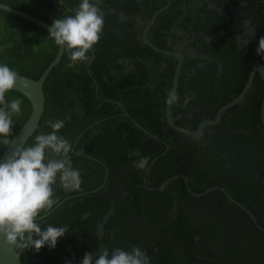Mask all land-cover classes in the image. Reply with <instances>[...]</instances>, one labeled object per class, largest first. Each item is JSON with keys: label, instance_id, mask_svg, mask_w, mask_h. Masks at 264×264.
Instances as JSON below:
<instances>
[{"label": "flooded vegetation", "instance_id": "obj_1", "mask_svg": "<svg viewBox=\"0 0 264 264\" xmlns=\"http://www.w3.org/2000/svg\"><path fill=\"white\" fill-rule=\"evenodd\" d=\"M68 1L75 5L80 2V0ZM59 3H64L67 11L75 12L64 0H59ZM98 7L100 15L104 18L101 37H109L110 45L106 46L102 43L104 49L96 70L101 71L107 68L112 61L118 62L117 66L126 76L133 69H137L135 71L140 77L126 78L125 88H131L126 96L117 100L102 98L115 102L121 110L110 117L124 116L123 109L118 105L120 102L127 111L122 98L126 103H130L128 105L135 106L136 102L141 100L139 89L144 92L148 87L149 90L154 91L156 96L150 117L152 120L159 119L158 113L163 110L161 115L164 117L165 125L163 123L162 134L170 136L172 142H176L181 149H184L185 157L181 161L185 165L182 167H188V162L193 158L192 163L196 165H193L192 182L196 185L193 188L190 187L191 181L182 169L174 175L183 176L177 179L184 183L186 192L160 188L168 178L158 184V177L152 178L157 174H148L147 177V172L150 171V167L147 166L142 187L138 183L139 189H134L129 176L136 167L135 161L127 164L120 158L119 153L116 154L118 141L117 137L112 135L102 144V146L106 145L109 140L112 142L111 156H109L110 170L102 160L89 155L104 166V180L108 178L107 172H109L108 188L104 193H93L101 191L106 184V181L104 184L102 182L99 187L85 191V194L92 195L75 200L64 212L57 211L47 221L41 222L42 226L48 224L67 226L69 232L58 241L56 248L48 253H44V247L41 254L37 256L34 255L36 251L25 249V258L28 264H40L46 260L47 256L52 255L54 259H50L49 264H80L84 256L83 252H90L95 256L104 248L110 251L115 248L131 250L135 246L147 253L151 258V264H186L188 256L183 253L181 246H175V241L170 234L173 226L170 222L171 214L180 202L183 209L189 213L184 218L194 223V226L200 225L206 217L207 208L201 203L206 202L209 205L210 199L203 202L190 196L200 197L202 195L199 194L209 188L198 190L203 187L201 185L205 183V178L228 176L227 180H231L229 184L232 187H238L232 193H251L252 197L254 193H263L262 199L252 198L253 204L255 203L254 210L249 208L250 205L243 199L236 200L252 212L259 224L261 222L257 214L264 217V189H256L257 184L260 187L264 186V142L259 135L261 130L264 131L261 114L264 97V57L256 54L258 41L264 36V0H101ZM92 51L95 58L94 49ZM120 52L133 54V56L124 57L119 55ZM91 54L89 51V59ZM146 55L149 57L145 59L141 57ZM154 65L159 67L162 78L157 79L153 76ZM253 68L255 72L251 86L241 101L222 112L219 121L206 126L200 137L186 135L169 126L166 100L174 85L175 94L179 97L178 102L171 104V116L174 118V123L194 131L203 119H215L219 108L239 95ZM116 69L118 68H112L109 74H113ZM243 76H245L243 87L233 95L242 83L240 80ZM95 86L97 92V82ZM262 90L263 93L260 95L259 92ZM224 94L229 101L217 106L218 102L224 99ZM256 97L260 98L258 112L255 111ZM159 100L161 104H157ZM185 100L188 102L185 103ZM209 102L212 104L208 105ZM137 106H142V103ZM198 116L202 117L197 119ZM104 120L106 119L96 120L92 124L101 123ZM120 123L123 124L124 120H120L118 124ZM258 123L261 128L257 129ZM104 128H108L110 134L115 129L108 124L99 126L101 131ZM144 128L150 132L149 128ZM122 132L123 130H119L117 133ZM151 134L155 135L153 132ZM155 136L158 139L150 138L164 146V150L157 156L160 157L164 155L162 153L168 151L170 145L166 143L168 145L166 149L165 144L162 143L165 140L159 135ZM72 146L74 149V143ZM104 159L107 162V159ZM207 171L210 172L207 173ZM185 177L188 186L185 183ZM257 178L260 183L257 182ZM196 182L201 185H197ZM214 186L223 187L231 195L230 190L225 186ZM184 193H189L190 196ZM208 193L223 192L211 190L204 194ZM82 194L84 193H74L69 197H78ZM173 196H176V199ZM181 199H183L182 202ZM62 202L59 200L42 217L45 218ZM223 209L225 208H217L219 211L212 216V220L220 223V229L227 226L228 233L224 235L221 232L218 236L220 244L223 241L224 244L226 242L234 244L236 241L245 243L244 236H234L232 231L244 210L242 209L241 212L237 208H228L226 216H222L220 211ZM244 213L247 214L245 211ZM247 216L252 221L248 214ZM260 226L264 228V222ZM256 237L257 234L251 231L248 239L253 240L255 244ZM197 238L198 236L195 237ZM156 239H161L164 246L174 249L167 253L165 262H161V257L152 255V251H158ZM63 261L65 263H62Z\"/></svg>", "mask_w": 264, "mask_h": 264}, {"label": "trees", "instance_id": "obj_2", "mask_svg": "<svg viewBox=\"0 0 264 264\" xmlns=\"http://www.w3.org/2000/svg\"><path fill=\"white\" fill-rule=\"evenodd\" d=\"M64 1L69 3L68 0ZM0 2L7 3L13 7L29 12L50 24L56 18L59 19L74 14V12L67 11L64 3L60 4L59 0H0ZM69 4L72 6L74 11L78 7V5H75L74 3ZM108 39L109 37H101L97 44L93 47L95 51V58L89 66L91 75L86 69V62L80 63L74 67H68V64L70 63L69 50L64 48L60 62L53 67L44 82V111L37 129L28 139L25 147L31 146L37 135L47 134L51 131L47 123L50 120L55 121L60 119L64 121V127L60 130L59 134L68 139L72 145L79 137L80 133L84 132L74 146L75 152L71 151L69 154L73 167L79 169L81 172L82 183L80 190L65 191L57 182V184L54 185V199L56 200V203L59 202V200H62L63 202L49 215L42 218L40 222L47 221L48 218L54 215L57 211L61 210L59 213L64 212L66 208L72 205L75 200L85 199L86 197L92 195L87 193L85 194V191L97 188L102 184L104 180V166L98 161L85 155H90L94 158L102 160L103 164L108 168V170H110L109 156H111L110 148L112 147V142L109 140L106 145L102 146V144H104L107 139H110L109 137L112 135L117 137L118 141L116 154L119 153L120 158L127 164L130 161H137L140 157L148 158L147 166L150 167V171L147 172V177L148 174H157L156 176H152V178L156 179L158 177V184L163 182L164 179L169 178L171 175L180 172L181 167L185 165V163L181 161L185 157L184 149H181V146H179L176 142H172L170 136L162 134L163 123L165 125L164 117L161 115L163 110L158 113L160 114L158 115L160 117L159 119L152 120V117H150L152 113V104L154 102L153 100L156 95L154 94V91L149 90L148 87L144 92L142 89H139L141 92V100L136 102L135 106L128 105L130 103H126L123 98L121 100L125 103V107L129 114L135 118L137 122L141 123L144 127L149 128L151 133L153 132L155 135H159L160 138L164 139L166 143L170 145L168 151H166L164 155L160 156L153 164H151L152 160L164 150V146L160 142L155 141L141 133L138 128L133 125L129 118L124 116L122 118L110 117V115L119 113L121 110L117 107L115 102L103 100L102 98L117 100L120 99V97L126 96V94L131 91V88H125L127 86L125 84L126 78L129 76H132L133 79L140 77L135 71L137 69H133V71H130L128 76H126L122 69L117 66L118 62L113 63L112 61L111 65L107 68L101 71L96 70L101 60V52L104 49L102 43L109 46L110 42ZM106 49L109 48L106 47ZM56 52L57 45L49 38L47 30L33 24L30 21L0 9V63L7 64L10 69L15 70L17 73L36 79L54 58ZM119 55H123L124 57L133 56V54H124L122 52H120ZM146 56L141 57L143 59L149 57L148 55ZM112 68L118 69H116L113 74H109ZM152 72L153 76L157 77V79L162 78V74H160L159 67L157 65H154ZM92 78H94L97 82V92ZM244 81L245 76H243V79L240 80V83H242L239 84L238 89L233 92V95H235L237 91L243 87ZM262 93L263 90L259 92L260 95ZM6 99H20L22 101L21 113L13 117L14 127L12 128L10 134V138H12L19 127L28 118L30 106L28 101L16 91L10 90L6 93ZM227 101H229V98H226L224 94V99L219 101L217 106ZM140 103H142V106H137ZM254 103L256 104L255 111L258 112L260 98L256 97L254 99ZM157 104H161V101L159 100ZM211 104L212 103L210 102L208 103V105ZM162 106L163 103L161 105V109L163 108ZM200 117L202 116H198L197 119H200ZM102 119L106 120L101 121V123L92 124L94 121ZM120 120H124V123L118 124ZM102 124H108L112 128H115L114 132L110 134V130L108 128H104L101 131L99 126ZM256 128H261V125L258 123ZM119 130H123V132L118 134L117 132ZM169 130L171 129L169 128ZM261 131L262 132H260L259 135L262 136V140L264 142V131ZM4 147L5 146L0 145V154ZM104 158L107 159V162ZM192 159L188 162L189 166L187 167L190 172L187 176L189 181H191V188L196 185L192 182L194 173L193 165H196L192 163ZM146 169L147 167L143 170L135 167L133 173L129 176V180H132V187L134 189H139L137 186L139 184L142 187V179ZM209 172L210 171H207V173ZM107 173L108 178L106 179L104 187L101 191L93 193H104V191L108 188L110 183V174L109 172ZM226 177L228 176H223L222 178L209 176L205 178V183L202 185L199 182H196L197 185L203 186L200 189L198 188V190L209 186L223 185L230 190L231 195L235 199H243L244 202L250 205L249 208L251 207V209L254 210L255 203L253 204L252 198L258 197L262 199L263 193H254V197H252L251 193H232L235 191L237 186L232 187L229 184L231 180H227ZM257 182H259L258 178ZM166 185L165 189L168 191L184 190L186 192V187L180 179L171 180ZM256 189H264V186L261 185L260 187L257 184ZM74 193L84 194L81 196L79 195L78 197H69ZM171 194L174 195L175 193ZM184 194L190 196L189 193ZM66 197L69 198L66 199ZM173 197L176 199V196ZM190 197L196 200H202L203 202L204 200L210 199V202L209 205L206 202L201 203L202 205L207 206L205 211V219L207 220L204 219L198 226H194V223H190L184 218V216L189 213L183 209L182 203L180 202L177 203L176 210L171 214L170 222L173 226L170 234L175 241V246H181L183 253H186L188 256V263L186 264H264V231L258 229L242 209L230 202L222 195V193H208L200 197L191 195ZM182 201L183 199H181V202ZM191 205L194 204L191 203ZM219 207L225 208L220 211L222 216H226L228 208H237L241 212L243 211L242 217L236 221L232 231L234 232V236H244L245 243L236 241L234 244H228L227 242L224 244L223 241L222 244H220L218 236L221 232L225 235L228 233V230L227 226L220 229V223L212 220V216L219 211L217 210ZM43 214L45 213H42V216ZM257 217L261 223L264 222V217H261L259 214H257ZM251 231L257 234V237L255 238L257 243L255 244H253V240L248 239ZM196 236H198L197 239H195ZM156 240L158 251H152V255L161 257V262H165L164 260L167 253L174 249H171L170 246L167 245L164 246L161 239ZM172 245L174 244L172 243ZM44 248V253L52 251L46 246ZM219 248H221L222 251ZM41 250L39 252H34V255H40ZM83 254H85V252H83ZM52 258L54 259L52 255H49L46 257V260L44 262H40V264H49L48 262ZM62 263H65V261ZM21 264H28L27 259L25 258V249H21Z\"/></svg>", "mask_w": 264, "mask_h": 264}, {"label": "clouds", "instance_id": "obj_3", "mask_svg": "<svg viewBox=\"0 0 264 264\" xmlns=\"http://www.w3.org/2000/svg\"><path fill=\"white\" fill-rule=\"evenodd\" d=\"M100 2L80 0L74 14L54 19L48 29L49 38L69 50L68 67L87 62L89 51L102 36L104 18L99 14ZM256 54L264 57V36L258 41ZM17 80V72L0 63V145L3 146L14 143L10 138L13 117L22 111L20 99H6V93L14 89ZM178 100L175 93H170L166 103ZM47 123L51 131L37 135L31 146H17L6 160L0 161V240L13 253L19 249L39 252L45 246L55 249L69 230L67 226H42V213L56 204L57 182L65 191H79L81 187V172L69 158L73 146L59 134L64 121ZM147 165V157L135 161L138 169L143 170ZM80 264H151V258L135 246L131 250L104 248L95 256L86 252Z\"/></svg>", "mask_w": 264, "mask_h": 264}, {"label": "water", "instance_id": "obj_4", "mask_svg": "<svg viewBox=\"0 0 264 264\" xmlns=\"http://www.w3.org/2000/svg\"><path fill=\"white\" fill-rule=\"evenodd\" d=\"M0 9L4 10L10 14H13L15 16H18L20 18H23L27 21H30L33 24L38 25L47 31L51 25L47 21L40 19V17H37V16H35L29 12H26L24 10H21L19 8L13 7L7 3L0 2ZM99 14H100V11H99ZM63 52H64V47L57 46V52H56L54 58L50 61V63L45 67V69L41 72L39 77L36 79L29 77V76H26V75H23V74H20V73H17L18 74V80H17L16 86L14 87V89H12V91H16V92L20 93V95H22L28 101L29 106H30V113H29V116L26 119V121L19 127L17 132L11 138L14 141V143L10 146L4 147L3 151L0 154V161L6 160L8 158V156L11 154V152L17 146L25 147L28 139L32 136L34 131L37 129V126H38L39 122L41 121L40 119H41V116H42L43 111H44V103H45V94H44V90H43L44 82H45L47 76L49 75V73L51 72V70L53 69V67H55L60 62V59L63 55ZM90 52L92 54L90 56V59L86 63L87 71L89 70V66L94 59V54H93L92 49L90 50ZM167 53L173 55V53H170V52H167ZM178 69H179V66L177 68V71H178ZM254 70L255 69L253 68L244 88L239 93V95L237 97L233 98L231 101H229L225 105H223L222 107H220L219 110L217 111V115H216L215 119H203L200 122L198 128L194 131L187 129V128H182L181 126H178L174 123V118L171 116V104L167 103L166 115H167V120H168L169 126H171L175 130L180 131L186 135L196 137V138L200 137L203 133V129L206 126L213 125L214 123L219 121L222 112H224L226 109L230 108L231 106H233V105H235L241 101V99L243 98V96L245 95V93L248 91V89L251 86V82H252L254 72H255ZM176 79H177V74L175 75V79H174L175 84H176ZM93 82L96 85V81L94 78H93ZM174 87H175V85H174ZM174 87H173L171 93H175ZM118 105H120L121 108L123 109L122 115L129 118V120L132 121L133 125H135L139 130H141L143 133H145L149 137H153L155 139H158L157 136L151 134L143 126H141L139 123H137L134 120V118H132L128 114V112L125 110V108L123 107V105L120 102H118ZM261 114H262V121H263V126H264V97H263V101L261 104ZM87 128H89V127H87ZM83 132L80 133L79 137L83 134ZM79 137L75 140L74 146L78 142ZM162 143L165 144L166 149H168V145L166 144V142L162 141ZM72 151L75 152L74 149H72ZM162 154H164V153H162ZM85 156L90 157L89 155H85ZM90 158H92V157H90ZM158 158L159 157H155L152 160L151 164H153ZM177 177H183V176L182 175H174V176L169 177L168 179H166L161 184L160 188H163V186L167 182H169L170 180L177 179ZM105 181H106V179L103 181V184L105 183ZM185 183L187 184V186L189 185L186 177H185ZM211 190H220L221 192H223L222 194L226 198H228L231 202H233L234 204L241 207L250 216V218L252 219L254 224L259 229L264 230V228L262 226H260V224L258 223L256 218L254 217L252 212L249 209H247L245 206L240 204L235 198H233L223 187L212 186V187L205 189L199 195H203L205 192H208ZM0 264H21V249H19L18 252L13 253L12 251H10L8 249V246L5 245L2 240H0Z\"/></svg>", "mask_w": 264, "mask_h": 264}, {"label": "rangeland", "instance_id": "obj_5", "mask_svg": "<svg viewBox=\"0 0 264 264\" xmlns=\"http://www.w3.org/2000/svg\"><path fill=\"white\" fill-rule=\"evenodd\" d=\"M185 170V172H186V174H189L190 172H189V169L187 168V167H181V170Z\"/></svg>", "mask_w": 264, "mask_h": 264}]
</instances>
